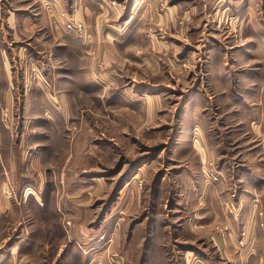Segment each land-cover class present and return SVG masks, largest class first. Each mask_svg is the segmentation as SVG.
Listing matches in <instances>:
<instances>
[{"label":"rangeland","instance_id":"rangeland-1","mask_svg":"<svg viewBox=\"0 0 264 264\" xmlns=\"http://www.w3.org/2000/svg\"><path fill=\"white\" fill-rule=\"evenodd\" d=\"M29 1L32 0H16V6L24 8ZM34 1L36 11L43 8L49 13L47 25L53 31H43L40 26L45 24L38 20L32 27L30 22L26 23L25 32L20 28L18 37L6 34L7 40L0 42V47H4L0 48V71L8 75L9 81L0 82V93L11 89L10 76L12 89L14 86L18 89L20 82H15L16 76L27 73L32 76V89H39L36 75L48 71L51 81L45 80V87L61 88L71 94L72 124L67 126L66 133L63 131L66 134L63 138L67 142L80 134L87 135L96 150L94 155H98L96 171L104 172L106 178L99 189L96 181L93 185L82 184L83 193L93 199L90 213L97 218L89 226L77 227L65 208L66 195L58 190L66 178L58 177L61 171L47 168L64 157V151L57 153L62 139L50 137L57 138L58 131L47 127L60 123V105L49 101L46 110L50 111L45 110V119L43 114H33L36 110L24 114L21 98L0 97V125L5 131L15 130L11 140L28 129L25 138L37 147L40 157L47 155V149L55 144L43 161L35 157L33 165L28 164V184L26 178L16 181L0 174V184L4 186L0 194V255L11 250L16 255L6 256L0 263L264 264V190L250 183L254 181L249 175L251 163L224 162L219 160L220 156L204 163L199 158V147L193 155L194 175L190 177L183 171L180 153L173 150L178 130L171 128L183 112L180 102L186 98L187 94H183L191 84L186 80L194 58L199 57L192 52L191 44L201 47V43L207 42L217 47L228 39L234 43L242 40L250 21L264 22V0H66L60 11L54 10L56 0ZM9 2L0 0V10L7 8ZM80 4L87 5V12ZM71 22L83 24L84 28L81 32L74 31L67 25ZM91 28L99 32L100 38L89 34ZM56 31L88 40L83 53L88 56H83V66L77 63L78 50H67L64 55L63 44L59 43L63 42ZM258 40L264 41V34L258 35ZM108 41L114 46L113 51L107 49ZM92 67L93 76L89 74ZM74 74L79 79L76 87L69 84ZM110 74L121 80L114 86L129 89L130 94H125L130 101L139 99L131 89L136 81H145L140 83L143 85L140 90H154L151 83L164 88L161 93L166 96L162 98V113L158 116L161 125L152 128L148 119L139 117L131 107V116L137 117H131L130 127L125 128L122 118L128 115L121 105L100 107L112 86L108 84L113 78ZM130 77H135V82H129ZM170 79H175L171 83L175 88L168 92L169 88L164 86ZM80 88L84 90L82 97ZM146 103L141 98L140 104ZM119 104H125L124 100ZM209 110L212 112L204 115L203 124L218 123L220 130L223 129L220 138L219 129L205 131L213 144L211 153L216 155L218 140L231 142L238 138L229 129L235 125L239 130L240 125L234 120L237 115L219 111L217 106ZM137 122L141 125L137 126ZM83 127L86 129L82 130ZM2 135L8 139L7 134ZM106 137L113 143L111 147L100 145ZM91 143L87 144L88 148ZM27 156L34 157L31 152ZM4 163L0 162V170ZM144 164H148L147 169L129 181L131 174ZM234 168L233 178H227L225 169ZM128 181L130 185L125 186ZM23 182L24 192L15 193L14 187L18 190L16 186H19L21 191ZM252 194L256 210L250 208ZM38 201L45 205L38 208ZM55 202H60L58 211L53 210ZM8 203L14 205L8 208ZM254 234L257 238L253 239Z\"/></svg>","mask_w":264,"mask_h":264},{"label":"crops","instance_id":"crops-1","mask_svg":"<svg viewBox=\"0 0 264 264\" xmlns=\"http://www.w3.org/2000/svg\"><path fill=\"white\" fill-rule=\"evenodd\" d=\"M9 3L10 4L7 8L3 11L0 10V42H5V40H7L6 34H11L12 38L13 35L18 37L20 35V28L23 31L27 28L26 23L28 24L30 22L29 27H32L34 24H38V20L45 24L44 26H40L43 31L52 33L53 27H49L47 25L49 22V13H47V11H45L42 7V10L40 11L41 13L36 11V4L34 0L29 1L27 6L24 8L16 6V0H10ZM54 3L57 4L54 10L60 11V9H64L66 0H56ZM76 5L77 3L73 6ZM79 7L81 9L85 7L84 11L87 12V5L83 6L80 4ZM77 14H81L80 11H78ZM84 16L86 17V14ZM21 17H24V20H22ZM9 19H11L10 24ZM4 20L7 22L4 23ZM250 23L251 26L244 28L242 33L245 34V36L242 40H237L236 43H234L232 39H228L218 43L217 47H214L212 44H208L207 42L201 43V47H199V45L194 46V44H191L193 47L192 52H196L199 57L194 58L192 63L193 67H191V70L189 71V79L186 80L187 82H191V84L187 87L188 90L186 89V92L183 94H187L186 98L180 102L183 112H180V119H178L177 116V123L175 122L171 128L174 130L175 127V129L178 130V134L173 141V150L175 153H180L182 164H184L185 167L183 171L190 177H193L194 175L192 169L194 152H197L198 149L200 150L199 147H201L199 158L204 163L213 161L214 156H220L219 160L224 162H237L238 165H241L244 160H248L251 163L249 175L252 179H254L253 182H250L251 185L259 186V190H262V188L264 190V41L258 40V35L264 34V22L262 20H256L255 22L250 21ZM19 24L23 25L19 26ZM31 30L33 31V28H31ZM56 30H58V28H56ZM90 32L89 34L94 38H100V34H98L99 32L97 33L94 28H91ZM56 33L59 35L58 37L56 34L58 39H60V37L62 39L63 43H59L63 44L64 55H66L65 52L67 50H78L79 60H77V63H79V66H83V56H88L87 54L83 55L84 51L86 52L87 50L86 43L88 40L83 41L73 33H67L68 35L61 33L60 31H56ZM54 34L55 31L53 32V35ZM69 35L73 38L69 37ZM201 40H204V38ZM71 42H73V44ZM111 44V41H108L107 49L113 51L114 46ZM27 45H29L28 42ZM0 48L4 47L1 46ZM213 54L215 57H212ZM194 65L197 66L196 70ZM4 71H6V69H3V72ZM90 73L91 76H93V67L91 68L89 74ZM36 76L38 79L36 82L40 84L38 87L39 89H32V85L30 84L32 76L28 73L22 77L16 76L15 82H20V87L17 89V87L14 86L12 89L13 78L10 76L11 89L9 91L5 90L3 94L0 93V97H10L11 99L21 98L23 99L22 112L24 114H32V111L36 110L33 114H43L45 119H47L45 115L47 113H45V110L49 109L47 107L49 101L60 105L58 107L59 118L62 115L60 123L58 121L56 125L53 123L47 127L52 130L54 127V129L58 131L57 138H53L52 136L50 137L53 140L62 139L57 145V153L61 154V151H64V157L62 161L59 160L58 162H55L53 167L49 165L47 168L50 170L55 168L61 171L62 174L58 175V177H63L64 175V178H66L63 181L64 185L58 186V190L60 193L66 195L63 198L65 201L64 205L71 216L70 218L74 220L75 225H77V227L89 226L97 217H95L93 213H90V206L92 204L91 201L93 199L83 193L82 184L87 183L89 185H93L94 181H96L98 183L97 189H99L101 188L100 186H102V179L106 177L103 174L104 172L96 171L99 163V160H96L98 155H94V151L96 150L93 148V145L87 135L82 137L80 134L78 137L73 139H67V142L65 141V138H63L66 135L64 132L66 133L67 126L69 127V125L72 124V114L69 103L71 94L61 88H58V90H49L46 88L44 82L51 81V74L48 73V71ZM76 76L77 74H74L71 76L73 78L69 80V84L72 83L75 87L79 80ZM114 76L115 75L110 74V77L116 78ZM113 78L108 83L109 85H112L109 93H107L105 98L102 99L104 105L100 107L106 108L121 105L123 109H125V114L128 115V117L122 118V124L125 128L130 127L131 117H137L135 114L131 116V107L132 109L137 110L135 112L139 117L141 115V118H147L148 122L152 124V128L154 127V129H156L159 124L161 125L158 116H161L162 113V98L166 96L161 93L164 88L160 89V86L158 87L156 84L151 83L150 86L154 87V90L150 92L148 90H140L143 86L140 83L145 81L139 80V82H135V77H130L132 80L129 82H135L131 89L139 95H137V98L139 99H133L130 101L129 95H127V93L125 94V92L130 94L128 91L129 89H121L122 87L120 86H114L115 84L120 83L121 80L117 78V80H114ZM3 81H9L8 75L6 73L2 74V71H0V82ZM173 81L175 82V79ZM173 81L170 79V83L164 86L169 88L168 92H171L172 90L174 91V84L171 85ZM176 82H178L177 79ZM92 83L94 86V82ZM150 88L151 87H148V89ZM79 91V96L82 97L84 90H81L80 88ZM115 95H118L117 98L114 97ZM72 96L75 97L76 94H73ZM141 98L146 99L147 103L140 104ZM113 100L118 103L115 104ZM123 100L125 104H119V102ZM46 101L47 103H45ZM215 106H217L219 111H226V114L237 115L234 120L237 121V125H240L239 130L237 127H234L235 125H233V128L232 125H230L231 129L229 130L232 131L231 134L237 135L238 138L235 137L231 140V142L218 140L215 144L217 151L216 155L211 153L213 150L211 149V146H213V144L210 143V137L205 133V131L210 129H219L218 138H220L222 136L223 129L220 130L221 125L219 126L218 123L214 125L203 124L205 123V121H203L204 115L212 112L209 108L213 109ZM226 106L228 108H226ZM178 120L180 122H178ZM43 123V125H46L45 122ZM140 125L141 123L137 122V126ZM81 129H86V127ZM27 130L28 129L23 130L21 135L18 134L19 138L17 136L15 140H13V138L11 140V133L13 132L14 135H16L15 130L10 129L5 131L3 130L2 124L0 125V162H6L0 170L2 178H13L16 181H22L26 178L27 180H25V182L28 184L29 177L27 171L30 170V164L33 165L32 162L37 158L43 161L45 156L49 155L54 149L55 144L51 145V149H47V152H45L47 155L40 157V151L37 153L35 150L37 147H33L29 138H25ZM4 133L8 135V139L4 138V135H2ZM60 133L63 136H60ZM195 133L196 135L198 134L199 137L197 141H194L198 138ZM36 134L30 133V135ZM1 137H3V139ZM41 138L43 139L44 137ZM106 138L107 140L103 139L100 145H109L111 147L113 143L108 139V137ZM48 141H50V138ZM126 142L128 141L126 140ZM88 143H91L90 148L87 147ZM125 146L130 147L131 145L127 144ZM30 152L34 155L32 159L27 156ZM152 163L148 162V164ZM147 165L144 164L141 166L144 167L143 170H136L133 174H131V176H135V174L137 175L140 174L141 171H145L148 167ZM39 166H41L40 161ZM225 170L226 171H224V173L226 174V177L233 178L236 171L235 168ZM129 181L125 186L130 185ZM25 182H23L21 186V191L19 190V186H16L18 190L14 187L15 193L24 192L23 185ZM2 187L4 186L0 184V194L3 190ZM31 190H34L33 187ZM43 190L44 188L42 187V191ZM99 192L100 191H97L98 194ZM253 198V194L250 195V208L252 210H256V201H254ZM11 205H14V203H8V208H10ZM36 205L39 208L40 205L44 206L45 203L38 201ZM59 206L60 202H55L53 210L58 211L61 207ZM105 218L106 217H103L101 219L105 221ZM62 225L63 224L61 223V226ZM66 236L69 237V235ZM254 237L257 238L255 234L253 235V239ZM6 256H16L15 250L3 252L0 255V262Z\"/></svg>","mask_w":264,"mask_h":264},{"label":"built area","instance_id":"built-area-1","mask_svg":"<svg viewBox=\"0 0 264 264\" xmlns=\"http://www.w3.org/2000/svg\"><path fill=\"white\" fill-rule=\"evenodd\" d=\"M71 29L77 32H81L82 29L84 28L83 24H78V23H68L67 24Z\"/></svg>","mask_w":264,"mask_h":264},{"label":"bare ground","instance_id":"bare-ground-1","mask_svg":"<svg viewBox=\"0 0 264 264\" xmlns=\"http://www.w3.org/2000/svg\"><path fill=\"white\" fill-rule=\"evenodd\" d=\"M143 168H144V167H140L139 170H143ZM138 175H139V174H137V175L135 174V176H133L132 180L136 179V178L138 177Z\"/></svg>","mask_w":264,"mask_h":264}]
</instances>
